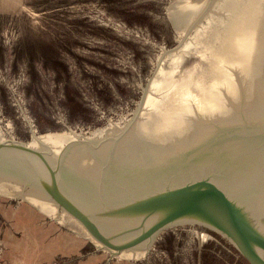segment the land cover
Instances as JSON below:
<instances>
[{
  "label": "water",
  "instance_id": "1",
  "mask_svg": "<svg viewBox=\"0 0 264 264\" xmlns=\"http://www.w3.org/2000/svg\"><path fill=\"white\" fill-rule=\"evenodd\" d=\"M0 264H264V0H0Z\"/></svg>",
  "mask_w": 264,
  "mask_h": 264
}]
</instances>
